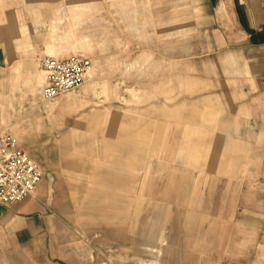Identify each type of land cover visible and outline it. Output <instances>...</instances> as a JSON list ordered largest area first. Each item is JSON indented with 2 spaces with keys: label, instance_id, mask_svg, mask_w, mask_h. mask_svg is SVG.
<instances>
[{
  "label": "crops",
  "instance_id": "obj_1",
  "mask_svg": "<svg viewBox=\"0 0 264 264\" xmlns=\"http://www.w3.org/2000/svg\"><path fill=\"white\" fill-rule=\"evenodd\" d=\"M153 1L0 0V129L20 147L45 131L44 117L29 110L33 90L46 102L43 59L82 54L92 62L77 93L57 97L75 115L67 130L75 137L53 150L73 153L53 161L54 174L44 171L32 195L0 203V264H105L110 246L121 247L117 263L264 264V0H203L202 37L258 43L259 61L247 69L257 77L235 82L245 88L241 101L213 99L195 130V154L158 179L162 186L140 178L133 144L131 159L109 160L129 145L108 142L124 122L108 107L112 85L95 77L96 59L117 40L155 32Z\"/></svg>",
  "mask_w": 264,
  "mask_h": 264
},
{
  "label": "rangeland",
  "instance_id": "obj_2",
  "mask_svg": "<svg viewBox=\"0 0 264 264\" xmlns=\"http://www.w3.org/2000/svg\"><path fill=\"white\" fill-rule=\"evenodd\" d=\"M202 3L203 0L153 1L155 34L149 36L147 31L137 32L136 38L117 40V45L110 46L107 53L96 59L101 62L102 70H97L95 77L111 84L110 90L117 96L115 102L108 103L109 110H117L119 120L124 122V133H109L108 142L129 145L112 152L109 160L116 156L131 159V146H137L140 178L150 174L157 179V186L166 184L159 183L158 179L163 180L176 171L173 166L178 164L177 161L187 159L192 149L195 154L198 136L195 130L197 127L202 129V118L210 116L216 106L213 99L220 98L223 106L241 101L245 88L234 85L235 82L257 77L247 73V69L254 60L259 61L253 54L258 51V43L241 38L204 39L203 24L208 19L201 14ZM228 85V93L220 92ZM37 90L31 93L38 98H35L37 102L29 103V110L36 109L44 117L45 131L37 136L21 137V148L40 167L42 174L45 171L51 177L56 170L52 167L53 161H56L54 165L58 164L61 155L67 157L73 153L53 150V145L59 138L64 144L74 141L75 136L67 130L75 115L67 109L61 110L57 97L44 102L42 107L40 88L39 92ZM76 90L63 95L77 93ZM195 118H199L198 124ZM29 123L34 125V120ZM26 143L30 144L28 148ZM148 160L154 163H148ZM60 185L62 190L69 189L68 184ZM143 210L141 205V219ZM120 249L108 247L106 255L113 260L105 264H131L115 262ZM128 250L131 248L125 247V253Z\"/></svg>",
  "mask_w": 264,
  "mask_h": 264
},
{
  "label": "built area",
  "instance_id": "obj_3",
  "mask_svg": "<svg viewBox=\"0 0 264 264\" xmlns=\"http://www.w3.org/2000/svg\"><path fill=\"white\" fill-rule=\"evenodd\" d=\"M41 65L45 73L41 96L49 101L81 86L91 60L82 54L65 58L47 56ZM41 178L40 167L20 147L17 138L0 129V203L21 201L32 195Z\"/></svg>",
  "mask_w": 264,
  "mask_h": 264
}]
</instances>
